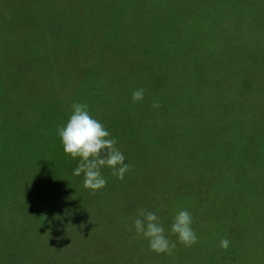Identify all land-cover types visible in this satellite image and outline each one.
<instances>
[{
    "label": "rangeland",
    "instance_id": "obj_1",
    "mask_svg": "<svg viewBox=\"0 0 264 264\" xmlns=\"http://www.w3.org/2000/svg\"><path fill=\"white\" fill-rule=\"evenodd\" d=\"M73 103L124 180L73 176ZM142 209L188 210L197 242L150 251ZM116 263L264 264V0H0V264Z\"/></svg>",
    "mask_w": 264,
    "mask_h": 264
},
{
    "label": "clouds",
    "instance_id": "obj_2",
    "mask_svg": "<svg viewBox=\"0 0 264 264\" xmlns=\"http://www.w3.org/2000/svg\"><path fill=\"white\" fill-rule=\"evenodd\" d=\"M143 99L144 89L139 88L132 93L134 103H141ZM153 106L159 107L158 104ZM57 135L64 154L77 161L73 176L82 177V186L86 190L96 192L107 185L105 169L118 180H124L130 170V165L125 162V155L116 146L117 139L91 115L86 103L71 105V114L58 128ZM192 223V214L185 209L174 215L170 228L166 229L156 212L142 209L133 221L132 228L137 237L147 241L150 251L171 254L177 243L191 247L197 242ZM171 236L176 237L175 242L170 239ZM229 245L227 238L219 241V247L224 250H227Z\"/></svg>",
    "mask_w": 264,
    "mask_h": 264
},
{
    "label": "trees",
    "instance_id": "obj_3",
    "mask_svg": "<svg viewBox=\"0 0 264 264\" xmlns=\"http://www.w3.org/2000/svg\"><path fill=\"white\" fill-rule=\"evenodd\" d=\"M117 264V263H116Z\"/></svg>",
    "mask_w": 264,
    "mask_h": 264
}]
</instances>
